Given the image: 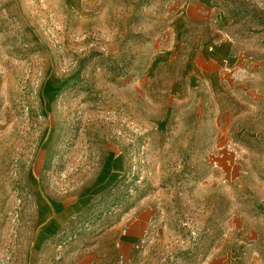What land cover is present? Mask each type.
I'll return each instance as SVG.
<instances>
[{"label":"rangeland","instance_id":"obj_1","mask_svg":"<svg viewBox=\"0 0 264 264\" xmlns=\"http://www.w3.org/2000/svg\"><path fill=\"white\" fill-rule=\"evenodd\" d=\"M183 2L0 0V264H264V0Z\"/></svg>","mask_w":264,"mask_h":264},{"label":"crops","instance_id":"obj_2","mask_svg":"<svg viewBox=\"0 0 264 264\" xmlns=\"http://www.w3.org/2000/svg\"><path fill=\"white\" fill-rule=\"evenodd\" d=\"M200 4H202L201 0H189L188 4L183 2L182 5H186V7L184 10L181 8L180 11L183 10L182 12L186 15L190 7H198ZM179 31L177 29L175 34H179ZM214 31L216 34H213L202 45V49L199 50V58L194 62L199 66L200 73L198 74H201V79L220 80L219 88H224L223 82L232 86L234 81L245 77L241 72L249 67L250 63L242 53L235 51L233 40L226 37L218 26L214 27ZM172 38L174 39V37Z\"/></svg>","mask_w":264,"mask_h":264}]
</instances>
